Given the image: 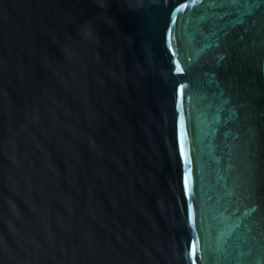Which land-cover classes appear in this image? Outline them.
Segmentation results:
<instances>
[{
  "label": "water",
  "instance_id": "water-1",
  "mask_svg": "<svg viewBox=\"0 0 264 264\" xmlns=\"http://www.w3.org/2000/svg\"><path fill=\"white\" fill-rule=\"evenodd\" d=\"M0 264H264V0H0Z\"/></svg>",
  "mask_w": 264,
  "mask_h": 264
},
{
  "label": "snow or ice",
  "instance_id": "snow-or-ice-1",
  "mask_svg": "<svg viewBox=\"0 0 264 264\" xmlns=\"http://www.w3.org/2000/svg\"><path fill=\"white\" fill-rule=\"evenodd\" d=\"M191 3L195 4L196 3V0H191ZM180 71H183V69L181 68ZM183 89H184V85L180 84L179 85V90H180L181 93H183ZM180 127L181 128L183 127V116L180 117ZM179 151H180L182 157L184 158L185 164L187 166V163H188L187 157H184L183 156V153H184V139H183V134H181V136L179 137ZM188 182H189L188 181V177H187V175H185L183 177V187L185 188L186 191L188 189Z\"/></svg>",
  "mask_w": 264,
  "mask_h": 264
}]
</instances>
